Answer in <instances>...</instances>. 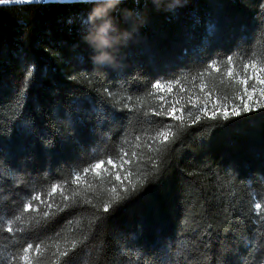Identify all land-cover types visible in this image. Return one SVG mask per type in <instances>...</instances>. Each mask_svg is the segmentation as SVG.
Returning <instances> with one entry per match:
<instances>
[{"label": "trees", "instance_id": "obj_1", "mask_svg": "<svg viewBox=\"0 0 264 264\" xmlns=\"http://www.w3.org/2000/svg\"><path fill=\"white\" fill-rule=\"evenodd\" d=\"M92 8L0 3V264H28L29 243L30 264H64L74 242L70 264H264V109L192 124L157 115L172 101L155 87L235 100L236 73L264 67V0H121L90 23ZM106 19L119 40L98 47ZM101 160L108 172L85 173ZM116 171L137 183L112 201Z\"/></svg>", "mask_w": 264, "mask_h": 264}, {"label": "snow or ice", "instance_id": "obj_2", "mask_svg": "<svg viewBox=\"0 0 264 264\" xmlns=\"http://www.w3.org/2000/svg\"><path fill=\"white\" fill-rule=\"evenodd\" d=\"M8 2H10V0H0V3H8ZM228 59H229V62L231 63L232 58L229 57ZM212 67H215V65H212ZM249 68L252 69V73H250V74L248 72ZM215 70L219 71L218 68H216ZM244 70H245V74H246L247 78H244V77L240 76L239 73H236V80L243 85L244 95L247 96L246 100L242 96H239V95L236 97L237 99H239L241 101L242 106H241V104H233L231 106V108H229L228 104H223L221 106L220 101L217 100L216 102H214L212 104L213 110H210L208 105L205 103L204 106H200L198 108V111L200 114L196 115L194 117V119L191 120L192 124L198 123L202 119V117L209 118V119H216L219 116V117H222L223 119L227 120L231 117H239L245 113H249V112H253V111H259L260 109H264V102H257L255 105H251L249 103V101L253 100L254 94L257 92L259 93L261 98H264V77H262L260 75V73L264 72V67L258 68L256 62H251L250 64L244 65ZM227 75H228V77H232V75H233L232 67H229ZM249 81H252L251 90H249V88H248ZM176 83L178 84L179 81H176ZM155 87L161 91H163V89H164V85H162L159 82L155 85ZM205 87H206V85L202 84L200 86V90L204 91ZM167 90L169 92L172 91V85L171 84L168 85ZM180 90L184 91V88L181 87ZM205 95L207 97V96H210L211 93H206ZM160 99L163 100L164 97L161 96ZM198 100H199V97H191V98H189V104H191L193 107H197L196 101H198ZM176 103H179V101H176ZM177 111H180L181 115H177L176 114ZM183 113H184L183 106L178 110L175 107V105H173V107L168 109V111H166V112L163 111V106H162V111L158 112L156 114L157 115L163 114L166 116L173 117L175 120L183 121L185 118ZM187 116L192 117V112L191 111L187 112ZM172 135H173V133L171 131V128H169L167 131H161V132L157 133V135L154 139L156 141H158L159 143H166L169 141V139ZM137 139H139V138H137ZM149 147H151V145H149ZM127 155H128V153L125 152L120 157L121 163H120L119 167L121 170L124 169V166L126 164H130V163L134 162L137 154L135 152L132 153L133 160L125 159V157H127ZM106 163H107V165L112 166L113 169H115L117 167L112 159H108ZM101 169H103L104 172H108V168L105 167V161H103V160H101L98 163H95L94 165L90 166L89 169H85L84 171H85V173L91 171V172H94L97 176H100L99 170H101ZM132 175H133V173L131 171H124L123 176L121 175L120 171L115 172L113 179L115 181L119 182V185L117 186L116 184H113L112 187L108 190L112 201H118V200L123 198L121 196V191L119 190L120 188H122L125 193L128 192L129 187H131L132 189L136 188L137 182L131 179ZM80 180H81V177L77 176L73 182L79 184ZM125 181H127V184H125ZM140 182L142 183L143 181L141 180ZM88 187L92 188L94 186L89 185ZM58 188L60 189L61 192L64 191L62 186L56 185V186L52 187L51 193L55 194L57 192ZM77 194L78 193H73V195H77ZM32 199L34 201L40 200L41 203L47 205L48 209H58L59 211L64 210L63 208H60L59 205H55L54 203H48L47 201L41 200V198L39 196H35ZM64 199L69 200V199H71V197L64 196ZM65 207H67V205H65ZM23 210L25 212H29V211L34 210L33 203L25 204L23 206ZM110 210H111V204L106 203L104 206V211L109 212ZM50 214H55V212H52V213H50L49 211L43 212L44 217H48ZM7 231L13 232L14 228L10 225L7 228ZM76 246L77 245L74 242L70 248H67L64 250H59V249L57 250L59 256L62 258H65L64 264H70L71 255L75 251ZM33 248H34L33 244H31V243L27 244V246L23 249V255L21 257L22 261L28 262V264H30L29 251L32 250ZM35 249H36V251L34 254H38L39 249H40V245H36Z\"/></svg>", "mask_w": 264, "mask_h": 264}, {"label": "rangeland", "instance_id": "obj_3", "mask_svg": "<svg viewBox=\"0 0 264 264\" xmlns=\"http://www.w3.org/2000/svg\"><path fill=\"white\" fill-rule=\"evenodd\" d=\"M260 68V67H258ZM241 71L238 72L240 74V76L244 77V78H247L246 74H245V70H244V67L242 69H240ZM249 74L252 73V69L249 68L248 70ZM260 75L262 77H264V72L260 73ZM234 81L237 83V89L234 93V99L235 100H232V101H226L225 99H220V98H217L216 96H214L213 93L211 92H208L206 87L204 88V91H201L200 90V86L201 85H198L196 86L197 88L195 89H184V91H181L179 89L175 90V89H172L171 92H169L167 89H168V86L164 85V89L163 91L157 89V91H160L162 92L163 96H165L167 98V100H170L172 102H169L166 104V109H170L171 107H173V105H175V107L179 110L182 106H183V109H184V116L186 119L187 116V112L191 111L192 112V115L195 116L197 114H200L199 111H198V108L200 106H204V104L206 103L209 107L210 110H213L212 109V104L214 102H216L217 100L220 101V104L221 106L223 104H228L229 105V108H231V106L233 104H241V101L239 99H237L236 97L239 95V96H242L245 100L247 99V96L244 95V92H243V85L238 82L236 80V78L234 79ZM251 86H252V81H249V85H248V88L249 90H251ZM206 93H211L210 96H207L206 97ZM191 97H199V100L196 101L197 103V107H193L191 104H189V98ZM176 101H179V103H176ZM257 102H264V98H261L259 93H255L254 94V97H253V100L252 101H249V103L251 105H255ZM242 106V104H241ZM177 115H181V112L180 111H177L176 113ZM189 118V117H188Z\"/></svg>", "mask_w": 264, "mask_h": 264}, {"label": "clouds", "instance_id": "obj_4", "mask_svg": "<svg viewBox=\"0 0 264 264\" xmlns=\"http://www.w3.org/2000/svg\"><path fill=\"white\" fill-rule=\"evenodd\" d=\"M93 4V8L88 14V21L90 23L95 22L97 19H102L107 16L110 10H114L115 7L121 2V0H106L104 4L97 3V0H87ZM117 27L114 25L112 19H106L97 29L96 35L91 39L97 44L98 47H111L114 41H118L119 37H110V31H117ZM124 38H127V33H121ZM94 62L102 63L104 61L112 62L114 57H112L107 52H102L99 56L93 57Z\"/></svg>", "mask_w": 264, "mask_h": 264}]
</instances>
